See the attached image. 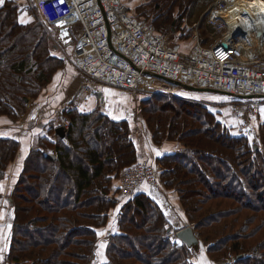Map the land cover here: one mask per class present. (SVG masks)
Segmentation results:
<instances>
[{"label":"trees","instance_id":"16d2710c","mask_svg":"<svg viewBox=\"0 0 264 264\" xmlns=\"http://www.w3.org/2000/svg\"><path fill=\"white\" fill-rule=\"evenodd\" d=\"M210 2L202 0L201 8ZM198 3L148 0L134 11L126 6L157 32H175L181 47L193 39L191 29L183 31L184 19L198 16L187 14V7ZM27 12L16 0L0 6V125L13 128L11 133L0 129L4 185L20 147L19 116L31 120L50 108L47 90L59 85L57 75L61 81L69 68L56 54L55 36L45 31L33 10ZM24 13L30 20L21 24ZM136 101L152 144L173 147L153 164L159 192L180 213L181 228L194 224L200 249L203 244L213 262L232 254L236 260L231 264H264V121L253 145V136L226 122L222 105L177 93L138 92ZM34 119L42 129L9 186L11 229L0 264H193L201 250H190L169 236L177 231L174 213L165 214L152 185L144 183L131 197L113 201L124 169L150 162L140 158L127 120L113 119L99 106L81 112L75 104L63 108L60 119L53 112ZM63 119L69 126L60 138L55 129ZM54 120L61 124L55 127ZM111 219L106 235H98ZM101 243L105 247L98 249ZM101 250L102 258L96 255Z\"/></svg>","mask_w":264,"mask_h":264},{"label":"built area","instance_id":"2783aa9c","mask_svg":"<svg viewBox=\"0 0 264 264\" xmlns=\"http://www.w3.org/2000/svg\"><path fill=\"white\" fill-rule=\"evenodd\" d=\"M33 2L44 25L55 31L56 41L72 48L75 67L99 87L121 89L134 97L138 92L175 94L179 86L169 82L174 81L238 98L264 99V0H235L242 5L232 11L234 0H214L206 10L207 20L220 37L205 46L195 29L193 46L187 51L175 32H157L149 21L132 15L123 0ZM187 21H183L186 30L198 25ZM250 111L256 114L257 108ZM240 114L237 109L236 115ZM62 126L66 130L69 122ZM242 132L252 136L247 124ZM144 183L163 191L153 162L125 168L113 201L131 197ZM235 260L229 254L219 263Z\"/></svg>","mask_w":264,"mask_h":264},{"label":"crops","instance_id":"0c3cea01","mask_svg":"<svg viewBox=\"0 0 264 264\" xmlns=\"http://www.w3.org/2000/svg\"><path fill=\"white\" fill-rule=\"evenodd\" d=\"M69 69H67V72L65 71L66 77H63L61 81L59 80V85L56 87H50V89L47 90V98L50 99V103H52L51 107L43 110V112H37L35 114L36 117H39L40 115H44L47 113H54L55 120L60 119V115L63 108L68 107L71 104L77 105V107L80 109L81 112H89L95 109L96 107H100L108 116L112 118V115H109V111H111L114 115L120 116V119L116 120H127L131 125V131L133 134V138L136 141L137 150L140 155L141 159L148 160L150 162H153L159 155H156V152L153 151V149L160 152V155L164 152H169L173 149V147H169V144H165L162 147L158 148L159 146H155L152 144L150 140V136L147 134L145 130L144 123L140 117V112L138 109V103L136 101V97L132 96L131 94L127 93L126 91H123L121 89H115V88H102L98 87L97 85H94V83L86 77L82 72L78 74V71H74L71 69V72H69ZM77 69V68H76ZM74 78V83L76 84L73 89L70 88V82L69 79ZM72 84V83H71ZM70 85V86H69ZM71 89V90H70ZM108 89L110 92L117 93L118 95L115 97L109 96L107 93H105L103 90ZM81 96L80 99H77V96ZM46 98V100H47ZM113 100H123V103L121 104H111L110 102ZM55 101L56 103H54ZM83 108V110H81ZM23 119H21V122L18 124L19 126V138H20V147L17 154V157L13 164L11 165L9 169V174L6 179L5 185H4V191L2 193V197L0 199V214H3V219H0V235L8 234V228L7 225L10 224V215L12 211V207L10 205V199H7V193L9 191V186L13 182L14 177L17 175V169L19 170L22 167L23 161L25 159V156L29 152L31 146L33 145V139L34 136L37 134L39 130L42 128H39L37 126L38 124H33L32 119H25V115H21ZM20 116V117H21ZM66 120H62V124ZM56 124V123H55ZM16 127V126H14ZM56 127V125H55ZM5 128L7 133H11L12 126L9 124H2L0 125V129ZM17 128V127H16ZM14 128V129H16ZM51 139H53V134L51 133ZM22 149H27V152H23ZM23 157V159H21ZM157 195V193H156ZM158 196V195H157ZM159 197V196H158ZM168 197V195H167ZM167 197L164 199L162 197V194H160V202L163 204V210L166 215L169 214L168 211L172 213V209L169 204H167ZM7 201V203H5ZM170 201V200H169ZM168 213V214H167ZM173 220H178L173 216ZM180 221L176 223L175 222L173 226L175 227V230H179L181 226H179ZM113 221L109 222L108 226L102 231L107 233L108 229L111 227ZM187 224V223H186ZM195 233V232H194ZM103 235V236H105ZM102 236V237H103ZM4 241L3 239H0V249L4 248ZM201 252L195 256L193 259L195 261L201 260L203 258L206 261V264H220L218 262H213L206 254L205 247L203 248L201 244ZM102 252V250L100 251ZM103 256V252H102ZM100 256V258H102Z\"/></svg>","mask_w":264,"mask_h":264},{"label":"rangeland","instance_id":"374dc122","mask_svg":"<svg viewBox=\"0 0 264 264\" xmlns=\"http://www.w3.org/2000/svg\"><path fill=\"white\" fill-rule=\"evenodd\" d=\"M16 1L22 3V6L27 8V11L29 13L33 10L38 21H39V23L45 29V31H47L48 33H51L53 36H55V34H56L55 31L53 29H52L53 30L52 31L51 29L46 27L44 25V23L42 22V20L40 19L39 12L36 9L33 0H16ZM124 1H125L126 5L128 7H130L131 10L134 11L135 7H137V6L144 7L145 3L148 0H124ZM213 1L214 0H212V2ZM212 2L207 4V6L203 9L201 8L202 0H200V3L196 4L195 6L189 5L187 7V14L189 13V11L193 12L194 14H196L198 12V16L196 19H194L190 22L187 21V23L189 25H192L194 23H196V24L198 23V25L196 26L197 28L194 25L190 26V27H192V29L189 31L186 29H183V31H188L191 35H194L195 29H196L199 36L203 38V44L205 46L212 44L215 40H217L220 37V34L214 32V26L212 24H210V22H208V20H207L209 13H206V10H208V8L212 4ZM236 7H238V6H236ZM236 7H233L232 10L235 9ZM27 13H24V15H23V18L25 21L30 20L29 15ZM53 44H55L57 46L56 54L60 57H63L67 61V63H69L70 69H73L74 71H78V69H76V67L72 61V57H73L72 48H67V47H63L62 45H60L56 41V37H55V41H53ZM192 46H193V40L191 38H189V39H186L184 42H182L181 48L183 51H187ZM78 74H80V71H78ZM64 77H66V75H64ZM69 80H71V82H70L71 86L70 85L69 86L71 89H73L76 85L75 84L76 82L74 83V78L73 79L70 78ZM179 89H180V87H179ZM178 91H180V92H177V94H179L181 96L183 95V96L188 97L190 99H193L195 101H201V102H204V103L211 105V106H213L214 104L222 105L221 112L223 113V117L226 120V122L229 125L236 126L241 131H242L243 124H247L252 131V136L255 138V141H258L257 138L259 136L260 126H261L262 120L264 121V118H262L261 111H260L261 109H264V99L263 98L235 99V98L223 96L220 94H201V93L198 94L195 92L185 91L184 89H180ZM158 93H164V92H158ZM80 97H81L80 95L77 96V99H80ZM194 97H199V99H195ZM252 106H255L257 108L256 114L252 113L250 111V107H252ZM237 109H239L241 111V114L238 116L236 115ZM26 110H28V108H26ZM20 116H19V123L21 122V119H23L22 116L21 117ZM253 118H255V119H253ZM55 123L60 125L61 121L60 120L59 121L54 120L53 125H55ZM152 191L158 193L159 196L161 194L159 192L160 190L155 188V187L152 189ZM162 195H164V194H162ZM164 196L167 197V195H164ZM166 200H167V204H169L171 209H172V213H174V217L180 221L179 226H182V222L180 220V213L174 208L175 206L173 205L172 200L169 201V197ZM168 212H169V214L168 213L167 214L171 216V212L170 211H168ZM171 220H173V219H171ZM178 220H176V221L173 220L172 224H174V222H175V225L177 226L176 223L178 222ZM173 236H174V234H173ZM202 246H203V244H202ZM203 248H204V246H203Z\"/></svg>","mask_w":264,"mask_h":264},{"label":"water","instance_id":"95a60500","mask_svg":"<svg viewBox=\"0 0 264 264\" xmlns=\"http://www.w3.org/2000/svg\"><path fill=\"white\" fill-rule=\"evenodd\" d=\"M226 47V46H224ZM171 82L172 84L176 85V86H179L183 89H186V90H189V91H193V92H202V93H219V94H224V95H229V94H226L224 92H220V91H216V90H212V89H203V88H197V87H191V86H188V85H183V84H180L178 82H172V81H169ZM246 98H253L252 96H249V97H246ZM27 101V99H26ZM65 128L63 126H59L55 129V132L58 134V136L60 138H65ZM50 158H54V155L53 154H50L48 155ZM174 236L179 239V241H181L182 243H184L186 245V247L190 250H193L195 252H198L200 250V241H199V238L197 237V235L194 233V230L192 227L190 226H186L184 228H181L179 230H177L175 233H174Z\"/></svg>","mask_w":264,"mask_h":264},{"label":"snow or ice","instance_id":"6c2138e0","mask_svg":"<svg viewBox=\"0 0 264 264\" xmlns=\"http://www.w3.org/2000/svg\"><path fill=\"white\" fill-rule=\"evenodd\" d=\"M3 3H4V0H0V6H2ZM61 3H63V0H61ZM27 22L28 21H25L23 18L20 19V23L21 24H24V23H27ZM66 34L67 33H65V35ZM69 72H71V69H69ZM59 79H60V74H58L57 77H56L57 81H59ZM103 91L105 93H107L109 96H112V97H115V96L118 95L117 93L110 92L108 89H104ZM194 98L195 99H199V97H194ZM110 103L114 104V105L115 104H121V103H123V100H113ZM81 110H83V108ZM260 111H261L262 118H264V109H261ZM108 114L112 115L113 119H120L121 118L120 116L114 115L111 111H109ZM34 118L35 117H31V119H34ZM253 119H255V118H253ZM46 123H47V121H46ZM3 135H7V133H3ZM22 151L23 152H27V149H22ZM153 151L156 152V155H160L159 151H157L155 149H153ZM21 159H23V157ZM18 171H19V168L17 169V172ZM5 179H7V178L5 177ZM14 182H15V180H13V183ZM3 191H4V184L0 183V192H3ZM5 203H7V201H5ZM116 211L118 212L119 208H117ZM0 219H3V214H0ZM7 228L10 230L11 229V224H8ZM98 235L103 236V235H105V233L104 232H99ZM9 237H10V232L8 234L0 235V239H3V241L5 242L4 243V248L0 249V252H2V251L7 249V244H8ZM104 247H105V244H103V243L98 245V249H103ZM96 255L97 256H102V252L97 251ZM0 259H2V258H0ZM103 264H106V261H104ZM193 264H206V261L203 258H201V260H199V261H194Z\"/></svg>","mask_w":264,"mask_h":264},{"label":"bare ground","instance_id":"6f19581e","mask_svg":"<svg viewBox=\"0 0 264 264\" xmlns=\"http://www.w3.org/2000/svg\"><path fill=\"white\" fill-rule=\"evenodd\" d=\"M240 5H242L241 2H235V0H234L233 4L231 6H229V7L233 8V7L240 6ZM230 11H232V9Z\"/></svg>","mask_w":264,"mask_h":264}]
</instances>
